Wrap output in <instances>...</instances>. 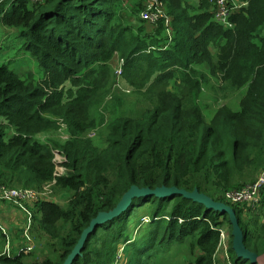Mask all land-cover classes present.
<instances>
[{"label":"trees","instance_id":"trees-1","mask_svg":"<svg viewBox=\"0 0 264 264\" xmlns=\"http://www.w3.org/2000/svg\"><path fill=\"white\" fill-rule=\"evenodd\" d=\"M127 1L134 14L147 6ZM162 1L169 27L139 17L135 32L118 14L123 0L0 2L1 24L18 32L20 49L34 62L26 77L0 64V185L41 190L54 182L55 194H67L64 205H35L31 230L43 244L42 258L0 255V264H62L90 221L134 186L197 190L229 205L246 248L264 255V186L258 206L225 199L264 170V0H238L244 6L231 14L233 28L214 21L209 0H199L198 13L185 0ZM115 54L125 77L143 74L137 87L149 83L162 91L152 101L148 87L142 94L151 105L106 119L96 109L104 96L97 95L94 75ZM199 66L221 75L220 90L243 89L238 110L223 105L205 122L201 85L211 82ZM60 124L69 134L65 141L41 140ZM99 124L104 146L85 136ZM54 152L65 159V175H55ZM139 210V221H148L132 239L127 232ZM224 227L229 262L251 264L234 252L226 214L180 194L134 197L94 227L70 264H112L121 248L126 264H155L175 248L190 258L181 264H215ZM0 232L7 239L9 232Z\"/></svg>","mask_w":264,"mask_h":264},{"label":"rangeland","instance_id":"rangeland-1","mask_svg":"<svg viewBox=\"0 0 264 264\" xmlns=\"http://www.w3.org/2000/svg\"><path fill=\"white\" fill-rule=\"evenodd\" d=\"M1 1L2 0H0V2ZM123 1L124 3L118 7V14L123 19L124 24L129 25L130 28H132L133 31L135 32L136 30L134 26L137 25L138 19L140 17V13L143 10L141 9L142 11L140 10L137 14H134L132 12V5L130 1L127 0H123ZM146 1L148 3V0H143L141 2L144 5ZM198 2L199 0H185V4L191 6L190 8L191 13L199 12V11L197 12V8H195ZM144 26L146 30L150 28L149 24H145ZM20 45H21V40L18 35V32L15 29L7 28L6 26L2 25L0 22V64L7 65L9 68L13 69L17 73H19L22 77H24L25 75H27V73L33 71L32 69L34 68V62L27 53L23 52L20 49L21 48ZM119 59L120 56L118 54H115L113 59L109 62L107 68L104 70L97 69L94 75V79L96 81V86H97V95L104 96L103 103L100 106L96 107V109L97 112H101L106 119H108L111 116H115L116 113H121V112L128 113V111L129 113H134L133 111L141 110L145 106L151 105L152 104L151 100L154 101L158 97L159 93L162 91V86H152L149 83H146L143 89H141L142 87H137L136 84L142 82V77H143L142 73H130L128 74L127 77H125L123 71L122 74L120 75L116 74L115 71L118 68ZM195 68H197L200 73H203L208 78H210V82H211L209 88H206L205 86L206 84L201 85L203 91L199 99L201 109L204 112L206 123H208L210 118L215 113L216 109H218L223 105H227L233 110H238L239 101L241 99V96L243 95V89L220 90L221 88V85L219 84L221 83L220 74L218 75V77L210 76L207 70L204 69L202 66ZM131 81H133L135 84H131ZM148 87L151 90V94H150L151 97L149 96L151 100L146 98L142 94L144 90ZM168 87H170V85H168ZM105 135H106V130L104 125L102 126V124H99L94 130H90L85 134L86 137L90 138L94 142V144H97L98 146L105 145ZM68 137L69 134L67 132L65 125L63 124H61L59 129L54 132L40 135V138L43 141L45 140L65 141ZM56 164H57L56 173L57 174L62 173L63 165L60 163H56ZM261 171L258 170L256 173H252L251 176L252 179H254V181L256 180L257 176L260 174ZM65 173H67V171H65ZM47 188L49 189L50 186H48ZM242 188L243 186L236 189V191H239ZM66 196H67L66 193L55 194L53 190L52 193L50 190H48L47 195L43 196V199L44 201H52L60 205H64L67 199ZM225 199L227 200L226 194H225ZM240 203L242 204V202ZM244 203L248 204L247 202ZM35 205L31 208L32 210L30 209L32 215L35 209ZM142 214L143 211L139 210L136 213L134 224H132L128 228L127 233L130 234V238L132 239H137L140 232H143L142 230L143 225L146 224V222L148 221L146 217L141 218L142 221L141 220L139 221ZM244 218H247L246 214L244 215ZM31 229L32 227L27 232V235L30 237L33 243V247L28 252L29 253L34 252L35 257L42 258V254L40 252L42 250L43 244L41 245L38 241H36L35 238H33ZM223 229L225 230L227 235L226 242L218 247L215 264L229 263L228 256L226 257L228 232L226 227H224ZM26 243H27V239L24 234H22L21 237H17L14 241H12L11 238L9 239L2 238L0 232V255L3 253L6 254L10 253L12 255L17 254L19 249L23 247ZM122 250L123 248H121L118 251L121 252L118 253L119 255H121V260L118 261V264H126L128 261V254L125 252V249L124 251ZM185 259H190V258H188L186 255L182 253V249L175 248L167 254L158 255L156 257L155 264H181L185 261Z\"/></svg>","mask_w":264,"mask_h":264},{"label":"built area","instance_id":"built-area-1","mask_svg":"<svg viewBox=\"0 0 264 264\" xmlns=\"http://www.w3.org/2000/svg\"><path fill=\"white\" fill-rule=\"evenodd\" d=\"M31 1L40 2L41 0H31ZM209 1L214 6V14H213L214 21L224 26L225 28H233V24L230 21L231 14L235 10L244 6V3H240L238 2V0H209ZM140 17L143 20L154 25H156L161 19H163L165 26L167 28L169 27L170 18L167 16L165 12V5L162 0H148L146 8L140 13ZM123 63H124L123 59L120 58L118 68L115 71L116 74L118 75L122 74ZM54 154H55L54 157L55 164L56 163L62 164L65 161L64 157L58 152H54ZM65 171L66 169L62 167V173L57 174L55 167V175H65L66 174ZM53 183L54 182L46 184L41 190H35L31 188H9L0 185V201H4L12 205L14 208L22 211L25 216V227L22 230V234L25 235L27 239V243L19 249L17 254L20 253L27 254L29 253L28 251L32 249L33 243L30 237L27 235V232L30 230L33 220L31 208L36 203L44 201L43 196L47 195L48 190H50L52 193ZM48 186H50L49 189L47 188ZM263 186H264V170L260 172V174L257 176L255 181L244 185L241 190L239 191L235 190L233 192L226 193L227 200L233 203L247 202L248 205L252 207L258 206L260 201L259 194ZM0 230L4 234L8 235L7 229L1 223H0ZM219 232H220V240H219V246H220L226 242L227 235L223 228L220 229ZM7 239H9V236L7 237ZM118 253L121 252H117L115 254L113 264H118V261L121 260V255H119ZM1 255L12 256V254L10 253L9 254L3 253ZM227 264H231V263L229 262Z\"/></svg>","mask_w":264,"mask_h":264},{"label":"water","instance_id":"water-1","mask_svg":"<svg viewBox=\"0 0 264 264\" xmlns=\"http://www.w3.org/2000/svg\"><path fill=\"white\" fill-rule=\"evenodd\" d=\"M180 194L183 197L193 199L206 208L219 211L228 216L229 222L231 224V235H232V248L236 253L237 257L243 258L249 261L251 264H264V255H258L255 252L250 251L243 242V231L239 225L238 218L236 217L233 209L222 202H216L210 197L199 193L197 190L191 192L184 189H179L175 186L173 187H157L155 189L149 188H138L136 186L131 187L122 197L120 202L116 205L115 208L108 212H101L95 218H93L88 227H86L81 233L76 245L72 251L68 254L62 264H70L72 260L79 254L87 236L92 232L94 227L101 225L103 222L121 214L124 209H126L134 197H143V196H157V197H168Z\"/></svg>","mask_w":264,"mask_h":264},{"label":"crops","instance_id":"crops-1","mask_svg":"<svg viewBox=\"0 0 264 264\" xmlns=\"http://www.w3.org/2000/svg\"><path fill=\"white\" fill-rule=\"evenodd\" d=\"M33 222L34 218L32 220V225ZM0 223L7 229L9 237L14 241L17 237H21L22 230L25 227L24 213L14 208L12 205L0 201Z\"/></svg>","mask_w":264,"mask_h":264}]
</instances>
